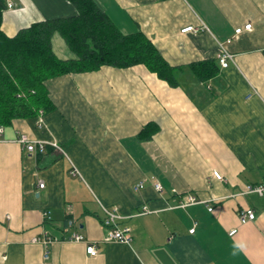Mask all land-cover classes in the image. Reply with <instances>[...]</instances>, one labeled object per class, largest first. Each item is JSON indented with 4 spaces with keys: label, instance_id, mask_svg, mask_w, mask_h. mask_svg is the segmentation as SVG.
I'll list each match as a JSON object with an SVG mask.
<instances>
[{
    "label": "crops",
    "instance_id": "obj_1",
    "mask_svg": "<svg viewBox=\"0 0 264 264\" xmlns=\"http://www.w3.org/2000/svg\"><path fill=\"white\" fill-rule=\"evenodd\" d=\"M11 1L9 36L78 13L74 0ZM94 1L121 31H142L184 68L176 86L144 64L46 80L53 108L44 125L17 118L0 134V264H264V196L243 193L264 181V0ZM190 25L198 31H182ZM57 33L55 53L74 58ZM225 44L234 61L222 67ZM212 59L220 70L207 80L189 66ZM150 122L159 129L140 139ZM22 132L45 150L25 149ZM187 194L200 202L178 206ZM114 208L131 243L103 239L105 209ZM244 208L255 218L241 222Z\"/></svg>",
    "mask_w": 264,
    "mask_h": 264
},
{
    "label": "trees",
    "instance_id": "obj_2",
    "mask_svg": "<svg viewBox=\"0 0 264 264\" xmlns=\"http://www.w3.org/2000/svg\"><path fill=\"white\" fill-rule=\"evenodd\" d=\"M78 13L58 19H46L22 28L9 36L2 29L7 0H0V126L17 118L36 117L42 109L53 108L46 87L50 77L97 69L103 65L129 67L146 65L172 86L182 65H172L142 31L125 33L94 0H74ZM66 40L74 58L62 59L53 49V35ZM194 73L207 80L220 67L214 59L189 64ZM159 126L150 122L138 137L149 139Z\"/></svg>",
    "mask_w": 264,
    "mask_h": 264
},
{
    "label": "built area",
    "instance_id": "obj_3",
    "mask_svg": "<svg viewBox=\"0 0 264 264\" xmlns=\"http://www.w3.org/2000/svg\"><path fill=\"white\" fill-rule=\"evenodd\" d=\"M7 7H13V2L11 0H7ZM205 27V26H202ZM201 28V27H200ZM252 28V24L248 23L245 26H239L235 29V35L240 34L241 32H243V30L246 29H251ZM198 27H195L193 25L190 26H186L185 28H183V32H187V31H198ZM232 41V38L228 40V43ZM219 63L222 67H227L229 66L230 62L234 61V54L231 53L229 51V49L227 48V45H221V53L219 54ZM44 115H45V111L44 110H40L38 115H37V125L39 127H42L44 125ZM3 126H0V134L3 132ZM17 141L28 151L31 152H43L46 148V143L43 140H36V139H32L27 133H20L17 137ZM51 144H53L54 146L58 147L57 142L53 141L51 142ZM214 176L218 179H223V176L218 172L215 171L214 172ZM152 180L154 181V185L156 187L157 190L162 191L163 190V185L161 184V182H159L158 180H155L154 177H152ZM44 182H40V187H44ZM144 182H140L136 185L135 189H139L141 187H143ZM243 193L248 194V193H257L259 195L264 196V181L256 183V184H248L246 189L243 191ZM200 202V200L198 199V197L196 195L193 194H187L185 195L180 201L178 206H187L193 203H197ZM210 210H212V207H209ZM148 208L147 206L143 207V210L141 211L143 212H147ZM106 212V216L103 219V227L106 228L107 232L104 236V240L105 241H112V240H116V241H121V242H125V243H131L132 242V234H131V230L129 227L126 226H121L119 223V220L121 219V215L118 213V209L114 208V209H105ZM239 213V218L241 220V222H247L249 220H252L255 218L256 216V212L254 209L252 208H244V209H240L238 211ZM191 232L195 231V227L192 228L190 230ZM236 230H232V233H235ZM84 236L78 232H74L71 235V239L72 240H76V241H80V240H84ZM48 241H45V243H47ZM87 252L91 255H95L97 253V246L95 244V242L93 243V241L87 243Z\"/></svg>",
    "mask_w": 264,
    "mask_h": 264
},
{
    "label": "rangeland",
    "instance_id": "obj_4",
    "mask_svg": "<svg viewBox=\"0 0 264 264\" xmlns=\"http://www.w3.org/2000/svg\"><path fill=\"white\" fill-rule=\"evenodd\" d=\"M58 34V33H57Z\"/></svg>",
    "mask_w": 264,
    "mask_h": 264
}]
</instances>
